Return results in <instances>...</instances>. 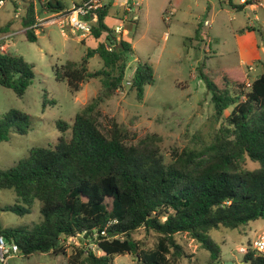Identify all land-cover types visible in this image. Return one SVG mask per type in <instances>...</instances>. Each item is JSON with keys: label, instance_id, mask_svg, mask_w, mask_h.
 <instances>
[{"label": "trees", "instance_id": "16d2710c", "mask_svg": "<svg viewBox=\"0 0 264 264\" xmlns=\"http://www.w3.org/2000/svg\"><path fill=\"white\" fill-rule=\"evenodd\" d=\"M251 3L247 0L237 6L229 1L237 9ZM40 6L47 12L66 9L58 0L38 2ZM113 6L109 0L97 11L87 36H103L104 40L88 47L79 61L66 60L54 68L56 80L66 81L73 92L93 78L102 84L99 94L74 115L71 125L56 121L60 132L70 128V137L61 135L53 145L32 147L13 166L0 169V189L14 192V203L4 210L22 216L37 204L40 220L0 228V235L13 241L19 254L29 256L67 254V237L81 233L83 238H93L95 234L101 254L74 247L66 264H115L114 257L125 253L135 255L139 264H184L190 254L176 235L185 233L209 252L207 264H218L220 248L209 235L212 229H235L264 220V70L246 88L239 68L213 75L200 71L215 118L222 119L208 144L173 149L168 158L156 133L133 141L125 124L115 120L104 132L98 105L116 93L132 53L125 34L117 38L104 21ZM36 7L29 1L21 17L31 42L37 38L33 28ZM87 37L80 41L85 43ZM94 55L102 67L89 71L88 59ZM32 67L22 56L0 50V84L19 96L34 76ZM153 82L151 66L137 62L130 82L137 99L142 98L144 86ZM233 88L239 93L234 94ZM27 120L26 113L9 110L0 118V141L8 139L12 128L26 134ZM247 161L256 166L248 167ZM139 228L156 234L153 247H143L132 237ZM242 261L264 264V253L248 249Z\"/></svg>", "mask_w": 264, "mask_h": 264}, {"label": "rangeland", "instance_id": "374dc122", "mask_svg": "<svg viewBox=\"0 0 264 264\" xmlns=\"http://www.w3.org/2000/svg\"><path fill=\"white\" fill-rule=\"evenodd\" d=\"M14 1H19L15 7L19 18L14 16L12 0H5L0 6V36L10 33L11 29L17 32L0 43L7 45L6 52L20 55L32 64L34 76L21 96L0 84V118L11 109L28 115L26 134H19L12 128L8 139L0 141V169L13 166L32 147L53 145L61 135L68 139L70 128L60 132L56 121L61 119L71 125L74 115L96 97L102 87L101 81L93 78L82 83L79 91L73 92L66 81L56 80L54 68L66 60L79 61L88 47H95L104 40L103 36L99 39L87 37L82 43L77 36L63 35L55 20H47L36 40L28 41L24 31H20L24 7L32 1L37 6L38 21H43L50 15L45 7H38V2L47 0ZM58 1L68 8L73 0ZM230 1L233 5L241 4L240 0ZM174 2L143 0L137 10L133 5H129L132 10L126 13L123 6L118 5L109 10L104 21L112 29L121 24L117 17L126 14L127 22L123 24L122 32L125 35L122 36L131 43L132 53L128 56L121 87L98 105L102 131L106 132L111 120H115L125 124L133 134V141L148 133H156L161 138V151L168 158L173 149L208 144L222 124V119L215 118L210 93L200 71L213 75L239 68L244 73L246 88L247 83L264 70V0H252V8L244 5L241 9L232 7L229 0H182L178 6ZM168 10H173L174 14L165 22ZM205 20L208 24H204ZM8 22L13 23L12 28L8 27ZM248 24L255 29L250 34L246 32ZM243 31L246 32L244 36H253L261 48V58L251 64L240 61L244 58V51L253 43L252 39L240 38ZM137 62L148 63L154 77L153 84L144 86L141 99H137L136 91L130 88ZM87 67L94 71L102 67V61L94 55L88 59ZM232 92L239 93V89L233 88ZM228 112L226 110L224 115ZM247 166L252 168L256 164L247 161ZM13 203V190L0 189V228L32 225L40 220L37 204L29 213L19 216L4 210ZM263 232L262 219L235 229H212L209 235L220 248L218 264H240L242 253L238 248L247 247ZM132 237L146 248L153 247L157 239L155 233L143 228L136 230ZM176 238L190 254V258L183 259L184 264H207L209 252L194 239L185 233L176 235ZM74 247L101 254L94 239L87 237L76 243L65 242L67 254L43 252L24 256L18 253L8 258L6 264H66ZM114 263L139 264L131 253L116 255Z\"/></svg>", "mask_w": 264, "mask_h": 264}, {"label": "built area", "instance_id": "2783aa9c", "mask_svg": "<svg viewBox=\"0 0 264 264\" xmlns=\"http://www.w3.org/2000/svg\"><path fill=\"white\" fill-rule=\"evenodd\" d=\"M5 0H0V6L4 4ZM109 0H80L77 3H73L70 7L53 11L52 14L48 12L49 18L43 21H38L33 24L34 33L38 34L42 30V25L47 20H55L57 26L59 27L61 33L65 36L72 35L77 36L79 39H83L91 34L92 26L97 19V11L102 9L106 2ZM113 4L116 6H123L124 12L131 11L132 8L129 5H133L134 9L137 10L139 3L143 0H112ZM247 0H240V3H245ZM123 14L121 18V24H118L113 29L115 36L121 35L123 32V24L126 23L127 18L126 14ZM174 14L173 10H168L164 16V21H168L170 16ZM19 13L15 14V17H18ZM204 24H208V21H204ZM9 35L0 36L1 40H6ZM166 36V34H165ZM5 43H0V50L5 51ZM110 50L111 47L109 46ZM129 83V82H128ZM249 86V83H247ZM121 87V85L116 89V91ZM100 234L105 235L104 231H101ZM95 238V234L92 235ZM83 238L81 233H78L76 236H69L66 238L65 242L81 241ZM248 249L257 251L259 253H264V232L254 240L252 243L248 244L247 247L240 246L238 251L246 253ZM18 254L17 245L13 241H8L3 235H0V264H6L7 259Z\"/></svg>", "mask_w": 264, "mask_h": 264}, {"label": "crops", "instance_id": "0c3cea01", "mask_svg": "<svg viewBox=\"0 0 264 264\" xmlns=\"http://www.w3.org/2000/svg\"><path fill=\"white\" fill-rule=\"evenodd\" d=\"M14 1V0H13ZM80 0H73L72 1V4L73 3H77V2H79ZM181 1L182 0H175V2H174V5L175 6H178V5H180V3H181ZM230 1V0H229ZM15 2V1H14ZM231 2V1H230ZM19 3V1H16L15 2V4H16V6H17V4ZM71 4V5H72ZM249 5V7L250 8H252V5H250V4H248ZM14 6V5H13ZM20 7L21 6H18L17 7V9H20ZM15 9V8H14ZM17 13V10L15 9V13H14V16H15V14ZM18 18H19V16H18ZM20 24H21V22H20ZM8 25V27H13V23L12 22H10V23H8L7 24ZM252 26L253 25H251V24H248L247 25V27H251L252 28ZM254 29V28H253ZM23 30V27H22V25H21V29H20V31H22ZM254 30H247L246 29V32H247V34L249 33H252ZM17 32V30H12L11 29V32L10 33H7V34H4V35H10V34H12V33H16ZM245 31H243L242 32V34H240V35H242V37L240 36V38L243 40V38H245L246 40H253V43L251 42V44H252V47H249L248 49H247V51H244V58L243 59H241L240 61L241 62H246V63H249V64H251V63H253V61H257L259 58H261V55H260V50H261V48H259V46H258V43H257V41L253 38V36H251V35H247V36H244L243 34H245L246 33ZM1 35V34H0ZM36 35H38V34H36ZM79 39V38H78ZM6 45V44H5ZM242 45H243V42H242ZM6 47H7V45H6ZM243 49H244V46H243ZM240 264H242V261L240 262Z\"/></svg>", "mask_w": 264, "mask_h": 264}, {"label": "water", "instance_id": "95a60500", "mask_svg": "<svg viewBox=\"0 0 264 264\" xmlns=\"http://www.w3.org/2000/svg\"><path fill=\"white\" fill-rule=\"evenodd\" d=\"M53 2H54V0H52ZM242 263H244L243 261H242Z\"/></svg>", "mask_w": 264, "mask_h": 264}]
</instances>
